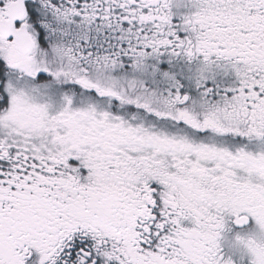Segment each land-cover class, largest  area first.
I'll return each mask as SVG.
<instances>
[{
  "label": "snow or ice",
  "instance_id": "1",
  "mask_svg": "<svg viewBox=\"0 0 264 264\" xmlns=\"http://www.w3.org/2000/svg\"><path fill=\"white\" fill-rule=\"evenodd\" d=\"M0 264H264V0H0Z\"/></svg>",
  "mask_w": 264,
  "mask_h": 264
}]
</instances>
